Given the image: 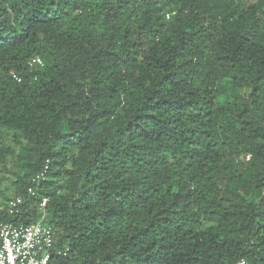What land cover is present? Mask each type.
<instances>
[{
	"label": "trees",
	"instance_id": "16d2710c",
	"mask_svg": "<svg viewBox=\"0 0 264 264\" xmlns=\"http://www.w3.org/2000/svg\"><path fill=\"white\" fill-rule=\"evenodd\" d=\"M263 4L0 0V225L46 200L49 264H264Z\"/></svg>",
	"mask_w": 264,
	"mask_h": 264
},
{
	"label": "built area",
	"instance_id": "2783aa9c",
	"mask_svg": "<svg viewBox=\"0 0 264 264\" xmlns=\"http://www.w3.org/2000/svg\"><path fill=\"white\" fill-rule=\"evenodd\" d=\"M262 10L264 11V4ZM32 64L41 65V62L36 58L29 63L30 66ZM47 170L45 163L42 171L30 179L25 190L28 196L36 195L38 186L45 180ZM22 204V196L13 197L7 201L6 210L10 215L17 214ZM45 205L46 200L37 205L42 214L40 219L31 225H0V264H49L52 255L55 252L59 254L56 229L43 223ZM237 264L246 262L240 260Z\"/></svg>",
	"mask_w": 264,
	"mask_h": 264
},
{
	"label": "rangeland",
	"instance_id": "374dc122",
	"mask_svg": "<svg viewBox=\"0 0 264 264\" xmlns=\"http://www.w3.org/2000/svg\"><path fill=\"white\" fill-rule=\"evenodd\" d=\"M257 0H241L243 7L254 4ZM4 147L15 150L13 142L6 137L4 140ZM6 167L1 173V183H0V207L7 197H12L14 195V186L16 180L17 169L13 157L7 156Z\"/></svg>",
	"mask_w": 264,
	"mask_h": 264
}]
</instances>
